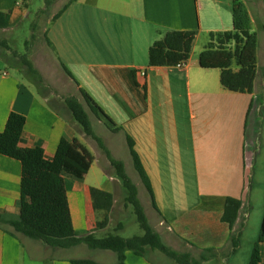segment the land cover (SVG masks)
Returning a JSON list of instances; mask_svg holds the SVG:
<instances>
[{
	"label": "crops",
	"instance_id": "0c3cea01",
	"mask_svg": "<svg viewBox=\"0 0 264 264\" xmlns=\"http://www.w3.org/2000/svg\"><path fill=\"white\" fill-rule=\"evenodd\" d=\"M240 1L248 9L252 27L257 20L262 21L263 0ZM234 2L77 0L64 4H69L68 8L50 22L46 31L57 65L81 95L76 98L85 102L82 89L121 128L114 133L95 117V134L112 156L120 160L116 153L121 147L128 150L129 157L121 160L126 170L132 161L127 137L133 138L159 210L152 206L156 216L151 224L172 249L170 245L179 248L188 244L176 231L181 219L195 211L221 214L226 199L233 197L242 201L233 229L219 248H206L234 255L233 233L242 230L249 217L250 177L254 176L253 163L259 155L264 125V95L258 82L264 68H257L253 94L230 92L221 84L220 70L199 65V56L208 44L196 50L202 32L211 35L233 30ZM0 11L11 15L13 27L28 16L27 0H0ZM169 31L196 32L190 60L181 69L149 64L150 48ZM10 65L9 59L0 56V73L8 72L6 66ZM141 71L145 76L140 75ZM64 100L55 93H40L31 79L24 82L8 72L0 77V132L5 130L10 114L18 113L26 118L20 148L41 149L44 158L51 161L59 147L65 151L75 143L85 147L94 156L86 177L77 180L64 175L71 217L78 237H105L108 225L100 228V224L106 212L99 206L98 192L113 194L111 218L121 183L112 177L109 161L98 143L73 121ZM252 116L256 129L249 152L247 134ZM21 180V163L0 154V212L19 216ZM82 246L86 245L53 249L15 234L10 226L0 228V264H73L72 260L79 259L55 254ZM47 248L53 253L46 254ZM98 251L102 256L111 252ZM132 253H126L125 264L131 260L132 264H145L139 259L144 256ZM154 253L146 256L156 260ZM260 255V264H264V242L260 244Z\"/></svg>",
	"mask_w": 264,
	"mask_h": 264
},
{
	"label": "trees",
	"instance_id": "16d2710c",
	"mask_svg": "<svg viewBox=\"0 0 264 264\" xmlns=\"http://www.w3.org/2000/svg\"><path fill=\"white\" fill-rule=\"evenodd\" d=\"M77 1L71 0L70 2ZM264 1V0H263ZM69 4L55 15L57 20L68 8ZM251 18L247 7L240 0H235L233 10V30L211 33L210 41L199 56V65L203 69L221 71V84L230 92L253 94L258 68V36L252 31ZM12 26L11 15L0 11V30ZM196 39L194 31H169L156 41L149 51V64L154 67H174L187 64L190 60ZM50 46L51 43L48 40ZM0 47L10 50L5 40H0ZM28 71L42 79L31 61L22 58ZM68 76L69 71L61 65ZM72 78V77H71ZM91 112L114 133L121 130L113 120L80 89ZM72 119L84 133L96 141L116 175L127 191L126 202L133 207L134 214L143 230V235L123 238L117 234H108L97 238L93 234L84 237L76 235L68 202L64 175L83 180L89 173L94 156L82 145L75 143L70 151L59 147L53 160L44 158L41 149L27 150L19 147L26 118L18 113H11L5 130L0 132V154L18 160L22 165L20 213L15 217L7 212H0V228L10 226L15 234L39 241L53 249H69L86 245L93 250L111 251L117 256L116 264H125L126 253L133 252L138 256H146L148 252H160L176 264H201L205 260L203 254L196 260L190 253L176 251L169 247L151 224L145 207L139 197L137 185L127 173L125 163L115 159L103 140L95 134L89 114L76 97L64 100ZM250 112V111H249ZM129 152L133 166L147 190L153 208L159 213L155 202L151 180L135 149L132 137H127ZM99 206L106 212L100 228H105L110 220L114 205V196L108 192H98ZM242 201L228 197L221 214H207L195 211L187 214L176 225L177 234L189 241L193 237L201 246H219L231 231L239 217ZM123 225L119 223L118 230ZM190 242V241H189ZM264 242V219L261 234L252 250L248 264H260V244ZM233 252H236L239 241L232 239ZM73 264H100L93 260H72Z\"/></svg>",
	"mask_w": 264,
	"mask_h": 264
},
{
	"label": "rangeland",
	"instance_id": "374dc122",
	"mask_svg": "<svg viewBox=\"0 0 264 264\" xmlns=\"http://www.w3.org/2000/svg\"><path fill=\"white\" fill-rule=\"evenodd\" d=\"M70 1L71 0H27L28 16L21 22L16 23L13 27L11 26L8 29L0 30V40L7 41L10 47V50L0 47V56L10 60L11 65L6 67L12 76L18 77L24 82H26L27 78L31 79L33 82H35L40 93L46 95L55 93L56 95L63 98L70 96L80 98L81 95H79L78 90L73 86L71 81L62 72V69H60V67L57 65V60L50 45L47 43L46 37V31L50 27V22L53 20L55 15L63 9L65 6L64 4ZM262 25H264V16L262 17V21L257 20L252 27V31L257 34L259 40V71L263 70L264 68V30L262 29ZM209 41L210 35L202 32L198 42L196 43L197 52L203 50ZM23 57L32 62L34 68L40 73L42 77L41 80H39L36 75L28 71L22 60ZM258 82L260 94L263 96L264 71H260ZM81 104L89 114L92 127L95 132L96 116H94V114L91 112L86 102L82 101ZM255 122L256 119L254 116H252L247 134V150L249 152H251L253 149V133L256 129L253 124ZM259 144L260 151L256 161L253 163L254 176L253 178L252 176L250 177V187L248 191L250 202V207L248 209L249 217L246 218V224L244 228L240 231H237L235 234L233 233V236L239 241L236 254L229 255L223 249L207 250L208 248H206V246L199 245V243H197L193 237L189 238L190 242L184 239L188 243L186 246L184 245L179 248L175 247L174 245L170 246H172L175 250L179 249L180 251L189 252L191 255L195 256L196 260H200L201 256L205 254L206 259L204 261L201 260V264L249 263L252 250L261 234L262 223L264 219V125L261 129ZM116 155L120 160H125L127 157H129L128 150L123 149V147H121V150H119ZM109 164L110 165L108 167L112 171V177L119 180L116 175V171L111 166L110 161ZM128 164L127 173L137 185L139 197L145 207L146 214L150 222L153 224L156 214L152 208L149 194L145 189L137 171L135 170L133 162L130 161ZM120 183L121 192L118 196L117 208L111 215L106 231L109 234H117L123 238L141 236L144 232L137 221L132 205L126 202V197L128 194L121 181ZM119 223H122L124 227L122 230H118ZM103 236L104 235H99L100 238ZM233 236L232 239L234 238ZM221 245L213 247L219 248ZM211 246L212 245L210 244L208 245L209 248H213ZM204 248L206 250L203 252L197 250ZM45 253L48 254L53 252L50 248H47ZM58 254H63L65 256L78 259H91L103 264H114L116 263L117 257L113 252H110L109 255L102 256L98 250L90 249L88 246H82L81 249L76 250H60V252L56 253L55 255ZM154 255L158 256L156 260L149 258V256L140 257L139 259H142L145 264H176L174 261L160 252L156 251ZM132 261L133 260L129 261L130 264H132Z\"/></svg>",
	"mask_w": 264,
	"mask_h": 264
},
{
	"label": "built area",
	"instance_id": "2783aa9c",
	"mask_svg": "<svg viewBox=\"0 0 264 264\" xmlns=\"http://www.w3.org/2000/svg\"><path fill=\"white\" fill-rule=\"evenodd\" d=\"M186 64H178L176 67H178V68H183L184 66H185ZM8 75V72L7 71H3V72H1L0 73V77H5V76H7ZM140 75L141 76H145V72L144 71H141L140 72Z\"/></svg>",
	"mask_w": 264,
	"mask_h": 264
}]
</instances>
